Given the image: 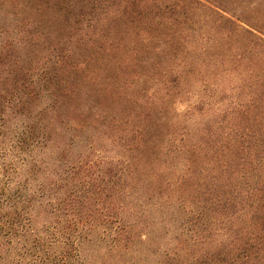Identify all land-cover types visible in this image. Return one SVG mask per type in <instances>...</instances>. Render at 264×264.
<instances>
[{"label":"trees","instance_id":"trees-1","mask_svg":"<svg viewBox=\"0 0 264 264\" xmlns=\"http://www.w3.org/2000/svg\"><path fill=\"white\" fill-rule=\"evenodd\" d=\"M0 264H264V0H0Z\"/></svg>","mask_w":264,"mask_h":264},{"label":"rangeland","instance_id":"rangeland-1","mask_svg":"<svg viewBox=\"0 0 264 264\" xmlns=\"http://www.w3.org/2000/svg\"><path fill=\"white\" fill-rule=\"evenodd\" d=\"M177 108H178V110H184V108H185V103H178V104H177Z\"/></svg>","mask_w":264,"mask_h":264}]
</instances>
